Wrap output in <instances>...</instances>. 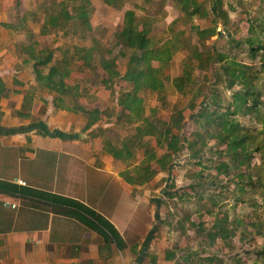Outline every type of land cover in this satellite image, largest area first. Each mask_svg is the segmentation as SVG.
<instances>
[{"label": "rangeland", "instance_id": "374dc122", "mask_svg": "<svg viewBox=\"0 0 264 264\" xmlns=\"http://www.w3.org/2000/svg\"><path fill=\"white\" fill-rule=\"evenodd\" d=\"M60 1L11 0L8 16L0 12L12 25L5 27L0 23L2 39L15 44V49L17 44L32 43L36 50H51V64L63 66L68 61L71 73L67 84L77 85L80 95L76 99L85 108L102 109L105 115L97 129L104 128L105 137L117 143L134 132V125L144 124H121L115 120L121 109L117 104L119 92L129 87L121 77L130 51L119 45L117 35L124 12L132 9L139 27L147 29L152 46L170 53L166 63H152L161 68V94L147 90L140 95L147 116L154 112L153 117L168 122L173 113H182L181 149L169 157L166 166L171 168L170 172L161 169L144 184H133L134 192L145 190L150 199L161 202L159 206L154 204V208L160 218L156 225L162 224V264H264V58H260L261 54L253 57L245 41L249 21L255 27L252 36L264 39V0H222L221 11L226 12V17L210 12L213 0H197L203 12L192 16L182 11L179 0H114L112 4L87 0L88 24L75 16L79 1L66 0L65 7L72 19L63 27L41 33L46 16H57ZM208 27H215L218 33L200 38L197 29ZM26 30L32 34L27 36ZM76 47L91 48L88 63L82 62ZM199 52L205 61L201 66L195 56ZM16 55L27 58L25 54ZM218 55H224L225 60L220 61ZM103 58L110 59L119 73L111 81L106 80ZM231 60L246 66V71L254 76L249 91L257 94L246 98L247 106H237L242 94L234 96L247 91L245 83L238 81L229 87L230 77L224 67ZM185 71L191 81L180 91L174 79ZM32 93L33 97L37 94L38 105L31 103L28 110L34 113L31 123L44 122L45 106L53 93L45 87H37ZM253 98L257 99L256 106L250 108ZM210 111L216 114L207 124L205 114ZM227 133L243 141L227 143ZM156 134L154 130L152 135L145 136L144 148L125 161L130 173L134 174L141 159L146 163L151 152L158 157L165 153V145H156ZM216 223L229 230L225 239L209 237ZM166 250L174 251L175 258L165 260ZM209 258L212 260L208 261Z\"/></svg>", "mask_w": 264, "mask_h": 264}, {"label": "crops", "instance_id": "0c3cea01", "mask_svg": "<svg viewBox=\"0 0 264 264\" xmlns=\"http://www.w3.org/2000/svg\"><path fill=\"white\" fill-rule=\"evenodd\" d=\"M10 1L0 0V12L7 16ZM5 19L0 16L1 26L11 27L3 24H10ZM17 48L0 34V80L5 88L0 94V181L5 183L0 191V264H162V224L157 226L160 218L155 221L152 198L145 190L134 192L120 176L126 162L103 150L97 129L103 120L82 132L86 117L54 110L51 98L42 119L47 127L79 137L64 140L27 130L33 110L26 116L17 111L28 102L30 109L31 103H38L32 91L39 85L32 63L26 66L27 58H18L19 44ZM13 127L16 132H9ZM19 179L26 184L16 183ZM65 199L106 218L123 247L66 215ZM154 224V238L144 247Z\"/></svg>", "mask_w": 264, "mask_h": 264}, {"label": "trees", "instance_id": "16d2710c", "mask_svg": "<svg viewBox=\"0 0 264 264\" xmlns=\"http://www.w3.org/2000/svg\"><path fill=\"white\" fill-rule=\"evenodd\" d=\"M66 0L60 1L62 4L60 10L56 15H47L45 20L41 25V33L46 34L51 28L63 27L67 21L72 19L73 15L70 14L66 9ZM69 1V0H67ZM77 1V0H71ZM74 8L75 16L80 19L83 24H88L87 19V0H78ZM114 0H106L108 4H112ZM180 8L182 11L192 16L194 14H202L203 8L197 0H179ZM222 0H213L211 4L210 12H215L219 16L226 17V12L221 11ZM123 25L118 32L119 45L125 47L130 51L128 56L127 66L124 74L122 75V80H124L129 87L127 89H122L117 97V104L120 106V111L117 113L115 118L117 123H128L136 124L138 122L144 123L143 125H134V132L131 135L124 137L119 143L113 138L105 137V129L98 130L102 136L103 150L115 159L122 161H128L134 157L135 152L142 150L144 148L143 138L148 135H152L154 130L157 131L156 134V145H165V153L159 157L155 152H151L148 155V160L144 163L143 159L140 160V165L136 167L134 174L130 173L128 169L120 172V176L129 183L134 185H141L149 181L153 176H155L161 169H165L170 172L171 168L166 166L169 157L172 153H176L181 149L179 144V130L181 129L182 113L177 111L173 113L168 122L162 121L158 118L153 117L154 112L147 116L145 114L144 99L140 95V92L155 91L161 94L164 84L160 78L161 68L154 67L152 65L153 61H159L166 63L170 57V53L165 50L160 51V48H155L152 46L150 38L147 35V29L144 27H139L136 21L135 13L132 9H128L124 12ZM6 26H11V24L3 23ZM27 36L32 34L31 31H24ZM218 33L215 27H208L203 29H197V34L200 38H209L213 34ZM255 33V27L252 21H249L248 36L245 41L248 43L249 53L255 57L258 54L260 58H264V39L252 36ZM20 54H25L27 56V61L32 63L33 73L35 80L37 81L39 87H45L49 92L53 93L52 104L54 110L62 109L68 111H79L86 115V123L82 128V132L90 128L93 124L99 120H103L105 113L98 108L87 109L81 105L76 99L80 95L77 85L71 86L67 84V79L70 77L71 68L70 63L67 61L63 66L55 63L51 64L53 61V52L46 48H41L36 50L34 44H19ZM76 54L82 58L83 63L89 62V57L91 56V48L76 47ZM83 53V55L81 54ZM125 56V53H121ZM196 58L200 59V66L205 61L201 60L202 54L196 53ZM211 58L210 56L207 59ZM218 59L225 60L224 55H218ZM103 68L107 72L106 80H113L114 77L119 76L118 71L115 69L113 63L108 58L102 59ZM45 66H47V71H44ZM243 66V65H242ZM240 64L231 60L228 61L224 67L225 72L228 73L230 77L229 87H232L238 81L245 83L244 85L248 88L247 91L243 93H234V96L242 94L241 102L237 103V106L245 105L247 106V97H253L257 93L254 90L251 92L249 89L254 85L251 77L252 74L248 73L245 69L246 66L242 67ZM264 67V59H263ZM44 80V82H43ZM190 74L185 71L182 76L176 77L174 79L175 85L180 91H183L185 83L190 82ZM107 83V82H106ZM44 84V86L42 85ZM251 92V93H250ZM0 94H5V88L2 81L0 80ZM257 99L253 98L252 103L249 105L250 108L256 106ZM248 107V108H249ZM30 109V102L27 103L21 111H17V114L26 116V112ZM205 121L208 124L211 121V117L216 114L215 111L206 112ZM104 114V115H103ZM208 117V118H207ZM222 120V119H221ZM227 124L226 120L221 121ZM220 122V123H221ZM36 129L40 133H44L50 137H58L64 140L77 139L79 133L74 132H64L58 129L49 130L45 122H32L28 125L27 130ZM228 132L232 129L225 128ZM17 129L10 128L9 132H16ZM227 143L232 145L238 144L243 141L242 139L236 140L234 136L226 135ZM166 166V167H165ZM5 183L0 181V191L5 190ZM168 196H173L169 193ZM68 203L66 206L65 213L71 217L82 222L88 228L100 233L106 242L112 241L116 244L118 248L123 247L122 239L118 234L114 226L102 215L94 211L93 209L85 206L82 203L74 201L72 199H65ZM151 203L155 205H160L161 202L157 198H152ZM159 218V214L156 213V219ZM193 224V223H192ZM214 231L209 232V237L214 240L217 237L223 239L229 234V230L224 224L216 223ZM157 231V226L154 225L149 231L144 240V247H146L149 242L154 238V233ZM264 254V252H263ZM175 258V252L172 250H166L164 259L172 260ZM211 261L212 259H207Z\"/></svg>", "mask_w": 264, "mask_h": 264}, {"label": "built area", "instance_id": "2783aa9c", "mask_svg": "<svg viewBox=\"0 0 264 264\" xmlns=\"http://www.w3.org/2000/svg\"><path fill=\"white\" fill-rule=\"evenodd\" d=\"M16 183H18L19 185H25L26 183L23 180H17Z\"/></svg>", "mask_w": 264, "mask_h": 264}]
</instances>
